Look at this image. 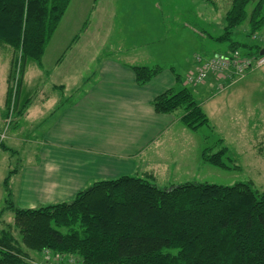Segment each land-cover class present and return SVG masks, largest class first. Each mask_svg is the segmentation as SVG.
<instances>
[{"label": "trees", "instance_id": "trees-1", "mask_svg": "<svg viewBox=\"0 0 264 264\" xmlns=\"http://www.w3.org/2000/svg\"><path fill=\"white\" fill-rule=\"evenodd\" d=\"M251 1H230L223 33L214 37L228 42L225 53L242 46L247 47L245 54L258 56L262 49L259 44L232 40L233 30L244 21L248 20L249 35L264 24L263 0L254 2L248 14ZM70 2L0 0V44L15 53L8 80L16 66L21 73L28 63L41 66L45 48ZM131 69L137 85L146 84L162 70L146 65ZM174 77L180 81L178 75ZM18 82L15 90L8 88L7 100L14 94V104L21 102L20 108H25L30 97H22V80ZM151 104L157 113L182 109L181 122L190 130L208 124L200 101L187 87L166 89ZM207 149L201 152L204 163L227 166L225 147L214 153ZM11 174L12 170L3 180L5 187ZM152 178L124 174L97 180L69 201L35 208L8 202L13 223L0 229V264H30L26 249L70 254L78 264H264V191L250 182L188 181L160 187ZM15 229L20 240L14 236Z\"/></svg>", "mask_w": 264, "mask_h": 264}, {"label": "rangeland", "instance_id": "rangeland-1", "mask_svg": "<svg viewBox=\"0 0 264 264\" xmlns=\"http://www.w3.org/2000/svg\"><path fill=\"white\" fill-rule=\"evenodd\" d=\"M230 1L71 0L45 48L41 66L28 63L23 73L16 66L11 80L8 78L15 53L8 45L0 44V229L7 222L13 223V214L7 209L8 202L21 208L43 205V201L38 205L35 201L36 206L23 207L19 200L9 196V180L7 187L3 180L10 170L13 173L22 169L21 166L26 163L36 161L37 152L44 155L49 150L42 141V131L51 121H57L60 114L67 113L63 109L70 98L60 97L61 104L56 111L47 115L44 120L33 122L32 116L25 119L30 102L24 109L20 108L21 102L14 104V94L8 102V88L15 90L18 81L22 80L21 95H27L30 101L35 95L39 98L43 96V99L52 97L53 94L73 96L79 94L78 91L82 93L91 88L90 82L100 75L97 65L107 57L137 66L172 67L174 74L180 78L174 88H189L200 101L208 118V124H202L189 132L191 137L177 138L181 145L174 147H180L181 154L179 149H175L174 154L179 159V168L169 169L174 170L175 176H169L167 172L151 179V182L160 187L188 181L217 185L250 182L255 189L264 191V66L252 72L247 69L241 79H235L229 85H224L227 79L223 76L221 79L219 76L209 75L206 79H213L215 84L213 86L210 83L212 81L207 80L209 83L205 85L208 87L206 94L199 92L202 85L185 83L188 72L193 68L194 54H226L228 42L215 41L214 37L223 33L224 16ZM256 1L252 0L248 4V14ZM262 12L264 13V0ZM248 29L246 20L233 30L232 40L250 46L259 44L263 49L264 24L253 35L248 34ZM75 41L78 42L74 44ZM71 46V50L65 55L66 48ZM89 48L95 49L97 55L94 53L92 56ZM235 50L248 56L245 54L247 47L240 46ZM262 55L264 54L258 56ZM65 78L69 79L66 82L68 88L63 92V87L58 84L60 79ZM72 82H76L78 86L72 87ZM18 110H22L20 114H17ZM182 111L178 109L176 112ZM160 141L163 147H168L169 143L176 144V140H170L166 135ZM221 147H225V168L202 161L201 152L204 148H208L207 152L214 153ZM34 176L38 175L35 173ZM92 183L93 181L86 187ZM46 204L48 203H44ZM13 232L20 240L17 230ZM26 250L30 264H78L70 254L51 249H43L41 252Z\"/></svg>", "mask_w": 264, "mask_h": 264}, {"label": "crops", "instance_id": "crops-1", "mask_svg": "<svg viewBox=\"0 0 264 264\" xmlns=\"http://www.w3.org/2000/svg\"><path fill=\"white\" fill-rule=\"evenodd\" d=\"M71 48H66L65 55ZM89 52L97 55L95 49L89 48ZM132 66L137 65L107 57L97 65L100 75L90 82L88 91H82L83 95L78 91L73 96L53 94L45 99L32 96L25 119L32 116L33 122L56 111L60 97L70 98L63 109L67 113L60 114L57 121H51L42 131V141L49 150L44 155L37 152L36 161L26 163L10 175L9 196L19 200L23 207H33L41 201L44 205L68 200L98 179L124 174H149L155 179L167 172L173 176L180 164L174 154L175 149L181 154V148L174 147L181 145L177 138L191 137L192 130L182 124V113H177L178 110L157 113L151 104L157 94L177 84L173 68H162L149 82L137 85ZM68 80L59 81L63 92L68 88ZM207 80L199 84L203 86L200 94L208 92L205 86L208 81L214 86L213 79ZM71 86L78 84L72 82ZM165 135L176 140V144L163 147L160 140ZM170 167L174 170L170 171ZM35 173L38 176L33 177Z\"/></svg>", "mask_w": 264, "mask_h": 264}, {"label": "built area", "instance_id": "built-area-1", "mask_svg": "<svg viewBox=\"0 0 264 264\" xmlns=\"http://www.w3.org/2000/svg\"><path fill=\"white\" fill-rule=\"evenodd\" d=\"M264 66V55L244 56L239 50H234L226 54H215L212 56H202L194 54L193 68L188 72L186 84H200L206 81L207 76L226 78L227 84L233 83L235 79H241L246 73ZM221 87L223 86L220 85ZM37 264V263H33Z\"/></svg>", "mask_w": 264, "mask_h": 264}, {"label": "water", "instance_id": "water-1", "mask_svg": "<svg viewBox=\"0 0 264 264\" xmlns=\"http://www.w3.org/2000/svg\"><path fill=\"white\" fill-rule=\"evenodd\" d=\"M259 54H264V48L260 50Z\"/></svg>", "mask_w": 264, "mask_h": 264}, {"label": "bare ground", "instance_id": "bare-ground-1", "mask_svg": "<svg viewBox=\"0 0 264 264\" xmlns=\"http://www.w3.org/2000/svg\"><path fill=\"white\" fill-rule=\"evenodd\" d=\"M258 55H260V54H258ZM248 56H249V54H248Z\"/></svg>", "mask_w": 264, "mask_h": 264}]
</instances>
